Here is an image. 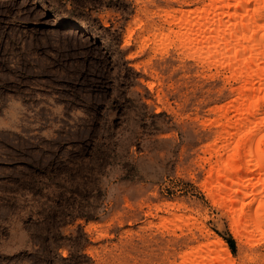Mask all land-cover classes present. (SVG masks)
<instances>
[{"label":"rangeland","instance_id":"obj_1","mask_svg":"<svg viewBox=\"0 0 264 264\" xmlns=\"http://www.w3.org/2000/svg\"><path fill=\"white\" fill-rule=\"evenodd\" d=\"M208 1L0 0V264L260 248L202 185L234 81L166 22Z\"/></svg>","mask_w":264,"mask_h":264},{"label":"bare ground","instance_id":"obj_2","mask_svg":"<svg viewBox=\"0 0 264 264\" xmlns=\"http://www.w3.org/2000/svg\"><path fill=\"white\" fill-rule=\"evenodd\" d=\"M185 11L166 22L234 81L229 99L214 107L217 128L206 149L215 160L202 185L227 212L234 235L260 248L233 258L214 235L183 249L178 264H264V0H209L194 19Z\"/></svg>","mask_w":264,"mask_h":264}]
</instances>
